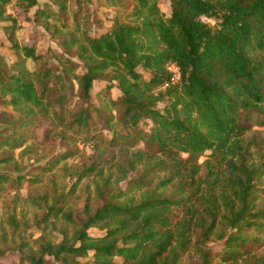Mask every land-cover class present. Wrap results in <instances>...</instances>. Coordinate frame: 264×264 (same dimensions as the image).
<instances>
[{
	"label": "trees",
	"instance_id": "1",
	"mask_svg": "<svg viewBox=\"0 0 264 264\" xmlns=\"http://www.w3.org/2000/svg\"><path fill=\"white\" fill-rule=\"evenodd\" d=\"M165 1L168 12L160 7ZM53 2L59 9L36 11V19H53L55 35L72 20L59 45L74 50L81 72L64 54L56 64L42 62L35 44L15 38L8 6L28 15L37 0H0V22H10L3 30L17 57L12 70L0 57V107L16 111H0V166L13 160L3 149L24 145L36 117L131 156L120 179L125 185L109 190L111 174H103L114 159L92 156L77 177L103 180L95 182L99 202L73 214L60 193L45 215L66 224L61 241L30 248L25 234L3 231L0 264H81L77 259L89 253L86 264H264V252L250 254V244L264 238V206L256 210L255 196L263 166L248 162L242 140L253 125H264V0H133L97 37L87 32V6L79 3L69 18L67 0ZM170 65L178 68L177 81ZM98 81L104 86L96 105L91 90ZM68 155L56 156L48 170ZM155 171L166 175L150 191ZM130 172L138 176L127 180ZM21 179L0 170V189ZM141 189L138 199L129 197ZM33 195L36 205H46ZM90 228L103 233L93 236ZM251 231L262 236L250 238ZM214 241L222 242L218 252L209 248Z\"/></svg>",
	"mask_w": 264,
	"mask_h": 264
},
{
	"label": "rangeland",
	"instance_id": "2",
	"mask_svg": "<svg viewBox=\"0 0 264 264\" xmlns=\"http://www.w3.org/2000/svg\"><path fill=\"white\" fill-rule=\"evenodd\" d=\"M103 0H90V2L79 0H67V10L69 18H71L72 10L77 9L79 3L82 6L88 7L89 24L87 32L92 37H97L100 33L108 30L113 21L119 16L121 10L129 11L133 7V0H126L123 4L117 2L116 4L101 6ZM163 11L168 12L166 1L160 4ZM58 10V6L53 0H37V6L30 10L28 15H25L21 10L11 4L7 8L8 14L14 17L15 38L19 43L27 42L28 44H35L36 53L43 56L42 62H47L50 65L56 64V58L59 54H64L72 61L79 63L80 68L77 72L83 70V63L74 55V50L64 51L59 43L69 37V31L73 29L72 20H68L67 29L62 30L61 33L55 35L53 31L54 24H57L53 19L41 20L36 19V11ZM10 24V22H0V57L2 63L12 70L13 64L16 63L17 57L7 40V34L3 30V26ZM28 69L35 67L32 60H26ZM171 66V65H170ZM104 86L103 81L94 83L91 90V98L94 104L98 105L97 92ZM113 97L118 96V91L113 89L111 91ZM76 99V98H75ZM159 108L163 106L160 103ZM16 112L11 107L2 108L0 111ZM13 113V114H14ZM150 122H142L141 126L148 130ZM22 131V130H20ZM4 132V130H3ZM30 138L17 149L5 148L4 154L11 155L13 160L8 164L0 166L2 172L9 173L12 177L22 175L24 179L17 183L3 184L0 189V233L3 231L12 235L25 234L28 246L30 248L37 247L39 244L50 242L58 244L63 238V228L66 224L61 218H51L48 221L49 214L45 215L49 210L48 206L52 205L53 201L57 199L60 193L66 194V202L62 206L65 210L69 209L73 214H79L85 203L97 204L98 197L96 195L95 185H103V180L111 174L110 182L106 189L109 190L119 183V186H124V181H121L122 170L127 167L130 152L122 147L111 148L105 144L100 146H93L92 142H84L83 134H74V131L59 128L51 120L36 117L34 124L26 129ZM102 134L110 136V132L106 129L102 130ZM4 134H8L5 132ZM67 138H69L67 140ZM69 142V140H71ZM243 147L247 148L248 162L258 166H263V173L255 180V196L256 210L262 209L264 206V125H253L243 137ZM138 146H141L139 144ZM70 153L65 159H61L50 170L52 161L60 154ZM209 153V152H208ZM3 154V153H2ZM100 157L101 159H114V167L111 170H105L103 180L99 181L97 177H82L79 179L77 174L82 169L83 165L90 162L91 157ZM207 157H199L198 162L202 163ZM204 170H202L201 174ZM166 174L163 171H155L150 174L149 179L152 180L149 190L152 191L156 182ZM127 180L136 178V172H130L127 175ZM26 178L33 182H27ZM34 178L37 181L34 182ZM31 184V186H30ZM145 191L141 189L136 193L130 194L129 197L138 199ZM34 194V195H33ZM35 196L41 199V202L47 200L46 205L41 207L32 201L31 197ZM128 197V198H129ZM50 212V211H49ZM88 233L93 236H99L103 232L96 229H88ZM250 238L262 236V234L249 232ZM222 242L214 241L209 243V248L213 252H218L221 249ZM251 256H260L264 252V238H261L257 244H250ZM249 254V255H250ZM81 264H86L92 261L91 253L87 257L77 259ZM118 261V259H116Z\"/></svg>",
	"mask_w": 264,
	"mask_h": 264
},
{
	"label": "built area",
	"instance_id": "3",
	"mask_svg": "<svg viewBox=\"0 0 264 264\" xmlns=\"http://www.w3.org/2000/svg\"><path fill=\"white\" fill-rule=\"evenodd\" d=\"M167 69L171 73L172 80L177 81L179 78L178 68L175 67L174 65H171V66H168Z\"/></svg>",
	"mask_w": 264,
	"mask_h": 264
}]
</instances>
